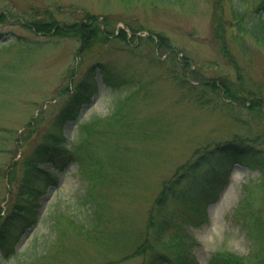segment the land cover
Segmentation results:
<instances>
[{"label":"rangeland","instance_id":"374dc122","mask_svg":"<svg viewBox=\"0 0 264 264\" xmlns=\"http://www.w3.org/2000/svg\"><path fill=\"white\" fill-rule=\"evenodd\" d=\"M232 1L0 0V43L12 41L0 50V68L6 66L0 76L11 82H0V170L19 176L14 167L35 143L31 129L43 130L63 104V93L70 94L78 82L92 80L82 91L88 100L70 109L75 110V118L61 125L63 134L57 142L61 148L77 138L79 124L90 116L110 118L131 88L136 92L133 103L125 102L122 110L136 117L132 132L142 128L146 135L121 137L119 142L105 135L93 142L94 153L104 164L112 163V150L119 147L116 152L125 156L116 160L125 164L127 159L131 174L94 188L108 201L100 226L123 224L121 228L131 230L126 242L137 235L142 238L153 199L169 186L163 182L189 163L182 178L191 176L190 185L178 192L169 216L175 223L182 221L185 235L193 239L186 249L188 259L209 264L213 256L231 253L251 263L256 261L251 254L263 258L264 249L252 243L256 232L246 225L264 214V156H254L264 149V43L247 31L250 16L264 19V11L253 9L257 0ZM45 9L59 14L54 20L60 27L78 21L94 34L93 24H97L110 42H95L79 50L81 42L76 37L46 38L28 31L24 18ZM132 29L137 31L134 35ZM162 38L167 39L165 49L158 47ZM104 65L128 83L118 90L107 84ZM182 75L191 86L180 80ZM230 82L249 90L241 93V107L222 104L228 102L220 98L217 86L221 90ZM257 98L263 102L262 111L250 107V101ZM29 122L31 127H27ZM234 137H243L257 150H241L245 156L235 157L240 163L215 164L226 141ZM209 151L199 165H192ZM80 167L69 163L62 174H56L55 183L39 198L34 219H26L23 228L12 231L17 236L9 246L0 245V264H98L106 260L109 252L96 241L76 237L69 225L91 223L86 203L90 184L78 173ZM5 180L0 176L1 212L16 190ZM195 200H204L201 206L213 201L204 211L205 219L197 213L196 224L188 217V207ZM58 224L66 229L59 243ZM161 242L163 249L173 239L165 233ZM129 256L116 264L145 263L144 256Z\"/></svg>","mask_w":264,"mask_h":264},{"label":"trees","instance_id":"16d2710c","mask_svg":"<svg viewBox=\"0 0 264 264\" xmlns=\"http://www.w3.org/2000/svg\"><path fill=\"white\" fill-rule=\"evenodd\" d=\"M159 1L174 4L180 0ZM234 2L238 1L233 0L232 3ZM253 9H262L264 11V0L255 1L253 3ZM60 10H62V8H60ZM38 11H40V14L36 10L32 14L29 12L25 18L23 17L24 24H26L28 31L32 33L46 38L76 37L79 42H81L79 50L82 46L85 45L84 48H87L90 44L95 42H98L101 45L110 42L109 36L104 35V32H102L98 26L96 27L95 25L97 24L95 23L93 24L95 27V32L93 34L90 33L89 26L80 24L78 21H72L63 27H60L61 25H58V23L54 20H57L59 14L47 9ZM6 16L7 14H3L2 18H6ZM250 18L251 20L248 22L247 27L248 33L260 42L264 43V19L262 17L254 18V16H250ZM131 32L133 34L137 31L132 29ZM111 35H113V33ZM121 35H118L117 37L123 39L121 38ZM11 42L12 41L1 43L0 50L5 48L6 45ZM38 46H40V44ZM166 46H168L166 38L158 40L159 48H164ZM173 61L176 63L179 62L177 58H173ZM104 66L105 69L103 70V77L106 79L107 84L112 85L114 89L116 87L118 90L120 89L121 84L128 83L126 80L118 79L117 75L113 74L106 67V65ZM8 67L9 69H13V66L9 64ZM5 69L6 66L1 67L0 74ZM184 77L185 76L182 75L180 80L187 84V86H191V84H189ZM2 80L4 82L11 83L3 76H0V82ZM115 80L116 82L118 81L117 84L116 82H113ZM89 82L91 83L92 80L85 78L83 82H78L73 87L70 94L63 93V104L53 113L49 123L44 125L43 130L31 129V133L35 135L33 138L35 143L30 148L29 154L20 159L16 164V167H14L16 171L18 168V171L20 172L18 177H16V174L11 172V170H0V176L7 179L5 181L9 180L13 186H16L14 196L10 200V205L4 212L0 211V245L9 246L11 240L16 237V233L14 234L12 231L18 226L23 228L26 216H31L30 218H32L34 213L33 208L36 206V201H38L39 197L45 193L46 186L48 185L49 180L53 178L55 170L60 169L65 161L70 160L81 164L78 173L84 181L90 184V187L87 189L88 195L86 203L90 207L89 211L91 223L89 226H83L84 228L80 225H76L74 222H69V225L73 226V230L76 231V237L81 236L90 241H96L103 247L104 251L109 252L106 260H103L98 264L120 263L124 259L130 257L129 255L144 256L145 263L143 264H194V258L190 257L188 259L186 251L187 247L194 243L193 239L190 236L185 235L183 229L184 223L182 221L180 224L175 223L169 217L170 207L174 208L176 200L179 198L178 192L184 189V187H188L190 185V182L187 183V180L191 176L188 178H182V176L189 170V163L180 167L173 178L166 179L163 182V185L169 186H165L163 190L161 189L162 191L159 192V194H157L153 199L147 212V219L144 223L142 238L137 235L129 242H126V240L131 237V230L126 227L121 228V226L125 225L120 224L118 227L100 226L101 219L104 216V211L108 208V201L107 198L96 194L94 188L100 185H109L111 181H114V178H125L126 176L129 177L131 174L127 159H125V164H123L122 160H116L118 157L125 156L123 152L121 154L116 152L115 149H118L119 147L112 150V163L104 164L101 158L97 157L94 153L93 142L95 139H99L101 136L103 137L105 135H110L112 137V141L119 142L121 137L125 140L128 139L129 136L142 137L144 134L146 135V132L143 131L142 128L132 132L135 127L136 117H133L132 115L129 117L130 114L123 112L122 110L125 106V102L128 104L133 103L131 97L133 98L136 92L129 88L127 91L129 96L127 95L128 97L126 96L122 103L119 101L118 109L110 118H100L93 115L90 120L84 122L80 126L77 138L71 142L68 147H58L57 142L62 135L61 125L73 118L75 110L72 113V110L70 109L72 107H77L80 102L87 99L88 95L83 96L82 91L84 87H87ZM217 90L219 93L222 92V96L220 98L223 99V101L228 102L222 103L223 105L231 104L238 107L243 105L244 95L241 93L249 91L236 86L234 82H230V85H222L221 90L217 86ZM260 104H263V102L259 101L258 98L257 100L250 101V107L256 111L261 110ZM38 118H36V120H38ZM31 126V122L27 123V127ZM35 126L39 127L40 125L36 124ZM29 139L30 137L28 140ZM262 139L264 141V138ZM242 140L245 139L243 137H234L231 140L226 141V146L224 149L220 150L222 154H224L223 157L228 158L231 154L238 155V153H241V150H257L254 146L253 148L252 146H248L249 142H247V140H245L244 143ZM241 146H243V148L238 149ZM210 152L211 151L204 152L201 157L197 158V160L192 163V165H199L201 158ZM258 152L260 154L256 155L264 156L263 148ZM48 164L51 165L50 168H47ZM4 166L6 167L7 165ZM194 166L190 168L191 172L194 169ZM201 205H203V200H195L188 207V217L192 223L196 224L195 220L200 219V216H197V213H202L204 217V206ZM242 205L243 204H241V206ZM197 209L199 210L197 211ZM163 214L166 215L165 218H159ZM105 221L108 223L107 220ZM61 225L62 224H58V243L62 241L64 236H66V229L61 228ZM246 227L247 229L250 228V230L252 228L258 236L252 239V243L254 242L255 248L258 250L264 249V214H261L260 219L258 220L252 219ZM165 233L168 235L170 234L173 242L168 247L164 244V248L162 249L161 241ZM168 248L172 249V253L168 252ZM251 257L256 258L254 263L249 262L247 258H241L239 255L232 253L228 256L215 255L212 257L209 264H264V257L262 258L258 254H251L250 258Z\"/></svg>","mask_w":264,"mask_h":264}]
</instances>
